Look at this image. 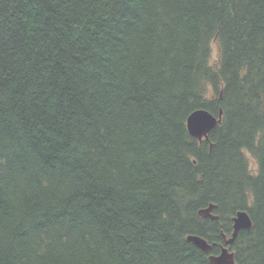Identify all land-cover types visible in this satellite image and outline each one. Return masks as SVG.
I'll return each mask as SVG.
<instances>
[{"label": "trees", "instance_id": "obj_1", "mask_svg": "<svg viewBox=\"0 0 264 264\" xmlns=\"http://www.w3.org/2000/svg\"><path fill=\"white\" fill-rule=\"evenodd\" d=\"M238 210L264 264V0H0V264H210Z\"/></svg>", "mask_w": 264, "mask_h": 264}, {"label": "water", "instance_id": "obj_2", "mask_svg": "<svg viewBox=\"0 0 264 264\" xmlns=\"http://www.w3.org/2000/svg\"><path fill=\"white\" fill-rule=\"evenodd\" d=\"M221 116V109L217 115H214L203 108L193 110L186 119L188 133L198 140L206 139L209 131L221 121ZM215 207V204L210 203L207 206L200 208L197 214L200 217L218 219V216L213 213ZM232 221V231L227 238L223 235L224 246L221 247L220 252L218 254L208 255V261L210 264H236L233 251L230 249V244L234 240L237 232L240 229L249 230L252 226V222L246 210H238L233 216ZM186 239L199 247L203 252H208L211 247L205 238L197 235L189 234Z\"/></svg>", "mask_w": 264, "mask_h": 264}, {"label": "bare ground", "instance_id": "obj_3", "mask_svg": "<svg viewBox=\"0 0 264 264\" xmlns=\"http://www.w3.org/2000/svg\"><path fill=\"white\" fill-rule=\"evenodd\" d=\"M258 219V218H257ZM232 224H233V221H232Z\"/></svg>", "mask_w": 264, "mask_h": 264}]
</instances>
